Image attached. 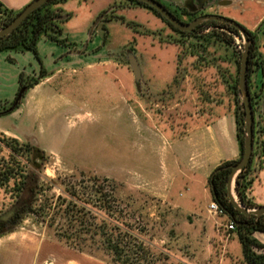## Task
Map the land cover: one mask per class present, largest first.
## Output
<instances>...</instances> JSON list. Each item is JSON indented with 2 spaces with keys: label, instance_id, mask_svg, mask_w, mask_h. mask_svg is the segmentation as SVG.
I'll use <instances>...</instances> for the list:
<instances>
[{
  "label": "rangeland",
  "instance_id": "obj_1",
  "mask_svg": "<svg viewBox=\"0 0 264 264\" xmlns=\"http://www.w3.org/2000/svg\"><path fill=\"white\" fill-rule=\"evenodd\" d=\"M134 7L137 6L125 4V10ZM147 11L151 14L123 11L125 23L118 28L107 27L111 37L127 40L119 51L120 61L125 63L128 73L125 119H113L111 113L109 117L105 105L104 111H98L97 105L105 101L103 92L91 87L80 89L72 97V107L89 113L92 118H71L70 115L62 116L59 111L45 110L27 124L22 121L23 114L18 115L15 122L1 116L0 126H10L19 135L20 146L29 145L39 153L31 152L27 156L20 146L13 144V138L0 134V170H11L13 174H20L22 170L31 174L37 180L38 189L44 190L38 197L40 200L60 193L55 187L46 191L49 185L45 179L59 178L67 182L72 177L76 183L84 181V185L89 186L85 178L79 177L83 173L95 176L98 181L104 178L114 181L122 206L130 207L136 213V227L147 230L145 240L153 247L156 264H161L164 256L168 258L166 264H245L238 239L225 245L230 235L227 236L219 224L225 223L227 218L212 217L206 212L207 202L211 200L208 180L204 185L206 201H203L202 194L189 190L186 176L189 164L194 166L214 158L219 150H230L236 109L230 88L237 81L241 43L234 39L232 46H227L212 38L182 37ZM197 11L201 15L220 14L236 21L254 35L256 51L264 57V19L257 23L264 13V0H209ZM151 20L156 24L152 25ZM173 48L177 53L176 63L187 65L184 71L181 70L186 76V93L179 97L181 101L171 116L155 121L153 88L143 85V80L153 82V62L159 67L157 79L164 80ZM128 55L136 58L140 72L141 67L145 70L144 66H147L141 72L139 85L135 84ZM251 84L258 86V77L252 76ZM181 102H184L182 106ZM154 110L162 118L169 113L165 105H155ZM201 115L204 116L202 119ZM253 117L255 155L245 193L251 192L255 181L260 182V188L253 190V197L247 196L252 204L264 203V176L257 181L253 173L264 159L263 94L260 102L254 105ZM198 122L207 127L206 147L200 149L194 145L191 136L189 152H185V155L190 154L191 160L188 161V157L182 159L184 148L176 154L172 140L182 138L185 130H192ZM171 127L173 134L166 132V128ZM14 149L19 152H13ZM202 151L205 153L201 154ZM239 158L240 155L235 162ZM24 196L27 198L28 194ZM13 197L12 184L4 182L0 186V221L14 204ZM17 229L47 235L45 224L31 216L24 217L13 230Z\"/></svg>",
  "mask_w": 264,
  "mask_h": 264
},
{
  "label": "crops",
  "instance_id": "obj_2",
  "mask_svg": "<svg viewBox=\"0 0 264 264\" xmlns=\"http://www.w3.org/2000/svg\"><path fill=\"white\" fill-rule=\"evenodd\" d=\"M31 1L33 0H0V4L5 9L18 13ZM180 1L183 2V0ZM162 2L168 6H176L169 0H162ZM126 3L125 0H66L53 6V9L61 11L63 15L60 27L63 30V37L67 39V46H60L43 38L37 43V59L30 52H1L0 102H9L15 96L19 75H22L24 78H36L40 72L44 75L39 79L36 86L25 92L19 107L6 115V118H12V122H15L17 116L23 114V123L29 124L32 119L36 120L39 118L45 110L59 111L62 116L65 115L67 117L70 115L71 118L90 116L89 113L72 107V97L80 89L91 87V89L95 90L102 89L105 99L103 104L97 105V110L104 111L103 107L105 105V111L107 110L109 117L111 113V118H117L119 121L124 120L126 116V84L128 73L127 66L120 61L119 51L127 40L125 37L121 40L118 39V36L111 37L107 27L114 26L118 28L123 22L125 23L121 14L126 10L139 12L141 15L151 14L146 9L140 7L125 10ZM86 12L88 15L85 14ZM263 19L264 13L257 23ZM154 22L151 20L152 25L156 24ZM113 39L116 42H112ZM111 55L112 58H110ZM176 56V49L173 48L169 55L170 59L166 66L164 80L157 79L159 67L154 62L153 82L149 79L143 80V85L153 88V120L155 121L160 118L165 120L169 115L171 116L174 108L181 101L179 97L184 92L186 93L184 91L186 76H184L181 70L183 69L184 71L187 65L179 66L176 63ZM261 58L264 61L262 55ZM146 67L144 66L145 70ZM145 70L141 67V72ZM185 102L189 101L186 100ZM183 104L184 102H181V106ZM155 105H165L167 112L169 111L167 116H163L164 118H162V115L159 116V113L154 110ZM90 117L92 118V116ZM185 117L189 118L188 115ZM203 117L201 115V119ZM99 118H102V116H99ZM78 125L80 123L75 126ZM168 130L166 128V132L173 134V127ZM205 130H207V127L198 122L197 126L192 130L186 129L182 138L172 140L176 154L179 153V149L184 148L181 158L188 157V161L191 160L189 153L185 155V152H189V146L191 145L190 137L194 138V145L199 146L200 149L201 147H206L204 139ZM0 134L19 140L17 138L19 135L10 126H0ZM230 142V150H219L214 158L211 157L207 161L199 162L194 166L188 165L189 168L186 176L190 183L189 190L197 191L200 195L202 194L203 201H206V189L204 185L212 175L211 169L220 166L221 163L235 161L240 155L236 138L235 120L233 141ZM200 153L203 154L205 151ZM173 158L175 157L173 156ZM253 173L257 177V181L264 176V159L262 163H258ZM259 183L255 181L252 184L251 192L249 194L245 193L246 198H249L247 196L253 197L252 192L254 189L260 188ZM210 202H212V198L207 202L206 212ZM263 204L262 201L253 203L255 206ZM226 218L229 220L227 215ZM252 237L262 247L254 249L255 253L264 254V233L254 232ZM237 239L235 232L230 235V239L225 242V245L230 241L237 242ZM0 264L107 263L66 248L43 233H36L34 230L17 229L0 236Z\"/></svg>",
  "mask_w": 264,
  "mask_h": 264
},
{
  "label": "trees",
  "instance_id": "obj_3",
  "mask_svg": "<svg viewBox=\"0 0 264 264\" xmlns=\"http://www.w3.org/2000/svg\"><path fill=\"white\" fill-rule=\"evenodd\" d=\"M64 1L66 0H49L33 11L7 38L0 40V53L6 51L30 52L37 59V43L43 38L57 45L67 46V39L63 37V30L60 27L63 15L61 11L53 9V6ZM125 1L131 6L149 10L172 32L182 37L212 38L227 46H232L234 42L232 38L214 32L203 36L179 32L162 19L155 10L143 3L137 0ZM16 15L17 13L5 9L0 4V26L8 25ZM256 50L254 44L249 50L247 65V88L252 113H254V105L258 101L260 102L264 91V61ZM236 64H238V61ZM42 76L44 75L41 72L36 78H24L19 75L18 87L13 100L0 102V117L16 110L25 92L36 86ZM252 76L258 77V86H252ZM252 88H254L253 91ZM20 89H24V92L14 105L15 97ZM230 89L236 104L234 120L241 156L243 107L237 97L236 84ZM254 127L253 122V136ZM12 142L16 146H20L17 140L12 139ZM19 148L27 156L32 153L34 155L39 153L38 150L33 151L29 145L20 146ZM13 152L17 153L19 151L14 149ZM253 157L254 154L252 153L250 163L237 177L234 186L237 201L246 208L255 207L247 200L245 195L249 182L245 181V176L250 171ZM236 162H225L218 167L235 164ZM228 172L229 170L225 169L213 175L212 179H210L211 176L209 177L208 185L212 201L216 202L224 210L228 219L234 223L245 264H264V254H257L254 251V249L262 247L252 237L254 232L264 233V216L255 220L253 216H243L232 208L226 199ZM79 177L81 179L85 178L90 185H84V181L76 183L71 179L72 177L67 182L59 178L45 179V182L49 185L46 191H50L55 187L59 189L60 193L58 196H45L40 200L38 197L42 196L44 190L42 188L38 189L37 180L33 179L31 174L22 170L20 174H13L11 170L1 169L0 186L2 187L4 182L6 184L11 183L14 196V204L8 213L15 212L17 215L16 220L9 227H4L0 223V236L11 232L24 217L31 216L35 221L45 224L46 234L52 240L66 248L99 259L107 264H156L153 260V247L145 240L147 230H140L136 227V213L132 208L122 206L116 195L114 181L107 178L98 181L95 176H86L83 173ZM31 182H33V185L30 187ZM211 185L214 187L213 191ZM25 194H28L27 198H25ZM39 201L40 203H38ZM96 255H99V257ZM167 260L168 258L164 256L160 262L166 264Z\"/></svg>",
  "mask_w": 264,
  "mask_h": 264
},
{
  "label": "water",
  "instance_id": "obj_4",
  "mask_svg": "<svg viewBox=\"0 0 264 264\" xmlns=\"http://www.w3.org/2000/svg\"><path fill=\"white\" fill-rule=\"evenodd\" d=\"M48 1L49 0H33L29 4H27L21 11L17 13V15L11 20L8 25L0 26V40L7 38L33 11L46 4ZM137 1L155 10L161 16L162 19H164L167 23H169L179 32L191 33L197 26L210 22L223 23L235 28L238 31L239 36L234 35L233 37L242 45L236 82L237 97L242 103L243 107L242 152L239 160L235 164L216 168L212 173L210 179H212V176L216 173L228 169L229 172L226 181V199L228 203L232 206L235 211L239 212L241 215L246 217L253 216L255 220H257L259 217L264 216V206L246 208L237 201L234 191L235 181L237 177L242 173L243 169L246 168L250 163L253 151V113L250 104V96L247 88V65L249 47L252 45L253 41L249 38V34L246 32V30L231 19H226L221 16L208 14L197 17L189 23H183L179 19H177L173 14H171L163 5H161L155 0ZM169 1L171 3H174L178 8H186L189 11L194 12L201 9L204 3L208 2L209 0H188L189 5L194 7V5L196 4L197 9H190L187 3L184 1ZM215 28L216 27L208 28L203 33H207ZM127 61L133 73L135 84L139 85L141 77L139 64L133 55H128ZM23 92L24 89H20V91L17 93L14 105H16ZM211 190H214V187L212 185Z\"/></svg>",
  "mask_w": 264,
  "mask_h": 264
},
{
  "label": "flooded vegetation",
  "instance_id": "obj_5",
  "mask_svg": "<svg viewBox=\"0 0 264 264\" xmlns=\"http://www.w3.org/2000/svg\"><path fill=\"white\" fill-rule=\"evenodd\" d=\"M155 1H157L161 5H163L171 14H173L177 19H179L183 23H189L192 20H194L195 18L202 16L200 13H198V11L191 12L186 8H178L177 6H168L167 4L163 3L162 0H155ZM183 1L187 3V5L190 9H197L196 4L194 5V7H192L191 5H189L188 0H183ZM203 15H208V14H203ZM209 15H211V14H209ZM217 16H221V17H224L226 19H231V18H228V17L220 15V14ZM211 27H216V28L207 32V33H203L206 29L211 28ZM241 27H243V26H241ZM224 30H226V31H224ZM211 32L217 33L218 35H226L227 37H230L233 40L235 39L233 37L234 35L239 36L238 31L235 28L228 26L226 24L217 23V22H210V23H205L203 25L197 26L194 29V31L189 33V34L195 35V36H203V35H206V34L211 33ZM246 32L249 34V38L253 41L252 45L249 47V50H250V48L255 44L256 39L252 33L248 32V30H246ZM241 47H242V45H241ZM14 211H16V209H14ZM16 215L17 214L15 212H13L12 214L7 213L1 219L0 223H2V225H4V227H9L16 220Z\"/></svg>",
  "mask_w": 264,
  "mask_h": 264
},
{
  "label": "built area",
  "instance_id": "obj_6",
  "mask_svg": "<svg viewBox=\"0 0 264 264\" xmlns=\"http://www.w3.org/2000/svg\"><path fill=\"white\" fill-rule=\"evenodd\" d=\"M253 146H255V142L253 143ZM252 153L255 155L254 149H253ZM251 174L252 173H251V170H250L245 176V181H250ZM207 214L209 216L218 217V218H220V217L225 218L226 217V214H225L224 210L222 208H220L219 205L216 202H214V201H212V202H210L208 204V206H207ZM219 226L223 227V229L225 230L227 236H229V235H231L232 233L235 232V225L230 220H226L225 223L219 224Z\"/></svg>",
  "mask_w": 264,
  "mask_h": 264
}]
</instances>
